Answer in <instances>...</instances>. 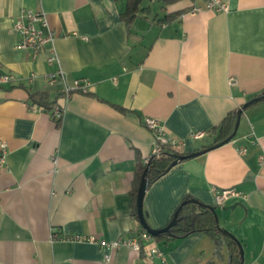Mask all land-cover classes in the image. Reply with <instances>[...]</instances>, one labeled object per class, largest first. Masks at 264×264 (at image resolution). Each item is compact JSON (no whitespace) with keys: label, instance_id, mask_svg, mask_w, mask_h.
Masks as SVG:
<instances>
[{"label":"crops","instance_id":"1","mask_svg":"<svg viewBox=\"0 0 264 264\" xmlns=\"http://www.w3.org/2000/svg\"><path fill=\"white\" fill-rule=\"evenodd\" d=\"M155 1L143 0L148 12L128 25V0H0V77H13L0 82V264H101L99 243L66 238L141 232L132 193L155 145L146 118H159L189 153L206 141L194 132L207 134L264 91V0H227V12L195 11L206 0ZM23 8L46 13L59 61H49L50 44L37 56L18 46L13 26ZM75 81L88 91L63 99ZM41 92L64 109L60 122L31 103ZM224 188L242 196L217 205L215 189ZM187 196L216 206L220 225L244 247L243 264H264V101L244 110L231 142L178 162L148 187V223L166 226ZM154 246L169 264L230 260L227 244L217 256L214 240L195 232L154 237L140 250L123 245L112 264H151Z\"/></svg>","mask_w":264,"mask_h":264},{"label":"built area","instance_id":"2","mask_svg":"<svg viewBox=\"0 0 264 264\" xmlns=\"http://www.w3.org/2000/svg\"><path fill=\"white\" fill-rule=\"evenodd\" d=\"M207 9L215 12H227L230 10V5L227 0H206L203 7H196L195 11ZM14 30L20 36V42L18 46L25 49L32 50L34 56H37L45 47V45L50 44L52 46L51 55L49 56V61H59V56L56 48L57 36L55 32L49 25L47 15L43 11L26 9L23 8L14 22ZM88 40V37H84ZM58 73H52L48 75V80L50 84H55L61 75L64 77L62 70ZM36 74H33V77ZM13 77L11 75H3L0 77V82H8ZM87 82L84 81H75L74 85H66L64 89L63 99H69L73 92L83 91L87 92ZM57 117H62L64 114V109L61 106H57L55 109ZM146 126L151 129L155 135V145L152 155H159L164 146L172 145L175 147L184 146L186 141L183 139H177L170 137L161 124L159 118L147 117L145 120ZM206 136V133L203 131L194 132L192 134L193 139H202ZM239 152L241 154L247 153L246 147H240ZM150 158V157H149ZM149 158L146 160V163L149 161ZM6 163V144L4 142L0 145V171L5 167ZM1 196V191H0ZM242 194L237 191L235 188H224V189H215V199L217 205H225L231 198L240 197ZM148 231L143 230L135 236L129 238H119L114 241L107 240H98L95 236L84 235V234H75L66 238L70 241H81V242H95L99 243L101 247L105 249L101 264H112V251L123 245H128L133 247L135 250H140L143 242L153 239ZM150 256L152 258H158L157 261H153L151 264H169L165 256L164 251L154 246L150 250Z\"/></svg>","mask_w":264,"mask_h":264},{"label":"trees","instance_id":"3","mask_svg":"<svg viewBox=\"0 0 264 264\" xmlns=\"http://www.w3.org/2000/svg\"><path fill=\"white\" fill-rule=\"evenodd\" d=\"M143 0H128L127 8L122 13V18L130 25L137 17L141 15V13L148 12L149 8L141 7V3ZM165 3H173L177 0H164ZM183 14V11L177 13H170L166 16L167 20L171 18H175L176 16H180ZM259 100L252 102L246 108L253 107L255 105L260 104L264 101V91L259 94ZM30 101L33 105H37L42 107L43 109L50 111L52 116L61 121L62 117H57L55 113V102L50 99V95L48 92H41L30 95ZM237 120V110L229 112V114L218 124L213 126L210 131L206 134V136L202 139H205V143L202 144L200 150L202 148H206L215 143L221 142L228 138L234 131L235 124ZM187 153V152H185ZM184 154L181 152L179 147H175L172 145L164 146V149L159 155H151L149 161L141 164L139 171L136 176L135 187L133 190V216L135 219L139 220L138 217V208H137V192L138 187L142 178V175L146 169H148V182L149 186L152 185L156 180L165 175L169 170V165L177 159L178 155ZM192 198L191 196L185 197L184 200H188ZM178 206L177 210L178 214V222L174 225L169 232H164L159 236L155 237L156 239H170L177 237H185L195 232H201L209 235L215 242V254L217 256L220 255L221 247L224 244H227L230 254V260L228 264H242V257L240 254V248L235 239L224 235L222 231L218 228L216 217L214 212L208 207L207 204L203 202L192 203L187 202ZM145 230L142 226V230ZM209 264H214L211 262Z\"/></svg>","mask_w":264,"mask_h":264},{"label":"water","instance_id":"4","mask_svg":"<svg viewBox=\"0 0 264 264\" xmlns=\"http://www.w3.org/2000/svg\"><path fill=\"white\" fill-rule=\"evenodd\" d=\"M257 100H259V97H255V98L249 100L248 102L243 104V106L238 108V110H237V120H236L235 128H234L233 133L228 138H226L225 140H223L221 142H218V143H215V144H213L211 146H208L206 148H202V149L197 150V151H192V152H189V153H184V154L178 155L177 159L174 160L169 165L167 170H170L173 166H175L180 161H183V160L198 156V155L203 154V153H205V152H207V151H209L211 149L217 148L219 146H222V145H224L226 143L231 142L235 138V136H236V134L238 132V129H239V126H240V122H241V118H242V114H243L244 110L249 106V104H251L252 102L257 101ZM147 174H148V169H146L144 171V173L142 175V178H141V181H140V184H139V187H138V192H137L138 217H139V221H140L141 225L143 226V228L146 231H148L152 236L157 237V236H159L160 234H162L164 232H169L170 229L174 225H176V223L178 222V214H179V212L176 211L174 216H173V218L171 219V221L166 226H164L162 228H154L148 223L147 218H146V214H145V211H144V198H145V194L147 192V189L149 187ZM187 202L199 203L200 201L198 199H196V198H190L188 200H184L183 203H187ZM208 207L214 212L218 228L222 231V233L224 235L232 237L233 239H235L237 241V243L239 245V248H240V254H241V257H242V264H243V261H244V247H243L242 243L239 241V239L231 231H229L228 229L223 228L220 225L219 216H218L217 211H216V206L208 205Z\"/></svg>","mask_w":264,"mask_h":264},{"label":"rangeland","instance_id":"5","mask_svg":"<svg viewBox=\"0 0 264 264\" xmlns=\"http://www.w3.org/2000/svg\"><path fill=\"white\" fill-rule=\"evenodd\" d=\"M153 4V5H155V6H159V2L158 1H155V2H152V0H144V5H146V4ZM217 208H219V207H217ZM218 214V213H217ZM219 216V215H218ZM219 222H220V219H219ZM222 226V225H221Z\"/></svg>","mask_w":264,"mask_h":264}]
</instances>
